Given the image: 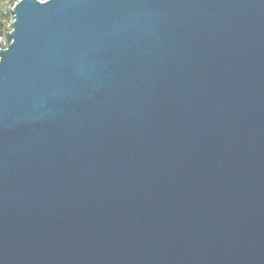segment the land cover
Instances as JSON below:
<instances>
[{"label":"water","instance_id":"95a60500","mask_svg":"<svg viewBox=\"0 0 264 264\" xmlns=\"http://www.w3.org/2000/svg\"><path fill=\"white\" fill-rule=\"evenodd\" d=\"M12 15L0 264H264V0Z\"/></svg>","mask_w":264,"mask_h":264},{"label":"built area","instance_id":"2783aa9c","mask_svg":"<svg viewBox=\"0 0 264 264\" xmlns=\"http://www.w3.org/2000/svg\"><path fill=\"white\" fill-rule=\"evenodd\" d=\"M19 1L20 0L13 1L4 11L5 18L3 19V26L2 28H0V50L7 49V47L11 43L10 34L12 33L13 30V21H14L12 10Z\"/></svg>","mask_w":264,"mask_h":264},{"label":"rangeland","instance_id":"374dc122","mask_svg":"<svg viewBox=\"0 0 264 264\" xmlns=\"http://www.w3.org/2000/svg\"><path fill=\"white\" fill-rule=\"evenodd\" d=\"M15 0H0V13L1 9L2 11H5L6 8ZM9 21V20H8Z\"/></svg>","mask_w":264,"mask_h":264},{"label":"trees","instance_id":"16d2710c","mask_svg":"<svg viewBox=\"0 0 264 264\" xmlns=\"http://www.w3.org/2000/svg\"><path fill=\"white\" fill-rule=\"evenodd\" d=\"M17 1V0H15ZM5 18V15H4V11H2L1 9V13H0V28H2L3 26V19ZM10 42H11V39H10Z\"/></svg>","mask_w":264,"mask_h":264}]
</instances>
